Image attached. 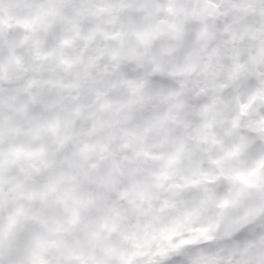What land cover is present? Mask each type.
<instances>
[{
	"label": "snow or ice",
	"instance_id": "obj_1",
	"mask_svg": "<svg viewBox=\"0 0 264 264\" xmlns=\"http://www.w3.org/2000/svg\"><path fill=\"white\" fill-rule=\"evenodd\" d=\"M0 264H264V0H0Z\"/></svg>",
	"mask_w": 264,
	"mask_h": 264
}]
</instances>
